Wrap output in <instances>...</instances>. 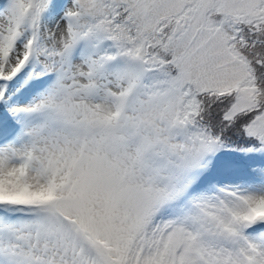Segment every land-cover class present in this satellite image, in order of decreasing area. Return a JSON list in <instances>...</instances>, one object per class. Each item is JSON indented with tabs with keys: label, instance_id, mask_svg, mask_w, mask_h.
Listing matches in <instances>:
<instances>
[{
	"label": "rangeland",
	"instance_id": "374dc122",
	"mask_svg": "<svg viewBox=\"0 0 264 264\" xmlns=\"http://www.w3.org/2000/svg\"><path fill=\"white\" fill-rule=\"evenodd\" d=\"M116 1L141 42L110 58L88 28L104 0H0V264H264V168L193 130L147 59L193 0ZM198 1L167 48L184 83L237 88L234 116L256 91L228 45L260 0ZM211 8L235 20L207 29ZM250 133L264 143V118Z\"/></svg>",
	"mask_w": 264,
	"mask_h": 264
},
{
	"label": "trees",
	"instance_id": "16d2710c",
	"mask_svg": "<svg viewBox=\"0 0 264 264\" xmlns=\"http://www.w3.org/2000/svg\"><path fill=\"white\" fill-rule=\"evenodd\" d=\"M41 1H39L40 3ZM108 19L103 22H94L88 26L93 38L97 40H107L115 45L116 50L110 52V56L121 53H131L138 48L134 41L136 32L128 21L130 11L125 4L118 5L116 0H104ZM194 6L195 10L199 6L198 0H193V4L183 10L178 16H172L162 20L159 24L160 33L157 41L150 37L146 42L147 59L153 67L162 69L163 75L168 80L162 87L177 93L180 102V109L186 117L192 129L202 133L218 143L217 150L230 152L237 161L254 168H264V143L261 142L260 134H252L250 130L264 118V0H260L257 9L260 14L257 18L245 16L237 18L239 22L238 35L231 42L229 52L241 63L246 64L249 79L241 86L242 90L254 89L256 104L251 109L231 116L233 108L238 101L237 88L230 93L224 91H202L193 82H183L181 70L176 65L178 56L175 51L167 47L172 41L178 38L174 32L179 23H183L181 17L190 16ZM195 12V11H194ZM224 19L234 21L235 18L221 14L219 10L211 8L204 27L213 31L219 30ZM99 31V32H98ZM127 31V36H123ZM95 35V36H94ZM180 37V36H179ZM41 44V39H37L36 46ZM179 61V60H178ZM239 89V91L241 90ZM229 118V119H228Z\"/></svg>",
	"mask_w": 264,
	"mask_h": 264
},
{
	"label": "bare ground",
	"instance_id": "6f19581e",
	"mask_svg": "<svg viewBox=\"0 0 264 264\" xmlns=\"http://www.w3.org/2000/svg\"><path fill=\"white\" fill-rule=\"evenodd\" d=\"M5 22V21H4ZM58 22H54L51 29L53 31H59V25L57 24ZM1 24V23H0Z\"/></svg>",
	"mask_w": 264,
	"mask_h": 264
}]
</instances>
